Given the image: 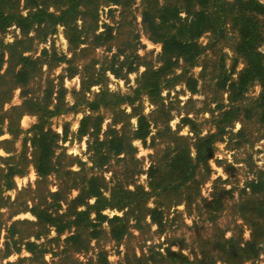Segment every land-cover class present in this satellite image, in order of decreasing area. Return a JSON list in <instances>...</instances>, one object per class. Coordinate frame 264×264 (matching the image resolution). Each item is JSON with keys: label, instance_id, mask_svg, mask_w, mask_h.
Segmentation results:
<instances>
[{"label": "rangeland", "instance_id": "obj_1", "mask_svg": "<svg viewBox=\"0 0 264 264\" xmlns=\"http://www.w3.org/2000/svg\"><path fill=\"white\" fill-rule=\"evenodd\" d=\"M68 1L0 0V11L12 16L0 25V264H101L99 256L107 264L232 262L239 251L228 246L243 248L264 220L257 218L264 203L249 185L264 182V125L255 104L261 87L252 84L234 103L228 92L245 68L238 32L229 25L222 35L205 33L194 61L169 60L159 36L170 29L143 22V13L152 20L178 0L83 1L57 21ZM36 6L52 16L19 21ZM100 100L91 110L88 104ZM41 110L59 111L46 115L45 128L59 137L56 172L43 181L30 143ZM139 115L150 122L144 142L133 138ZM85 116L99 117L93 138L78 135ZM115 134L131 148L98 165L89 142ZM8 167L21 171L10 189L3 183ZM90 177L101 179L106 198L115 188L136 191L135 199L150 195L138 210L106 208L107 218L92 211L62 233L37 223L31 209L46 204L57 223L76 220L72 202ZM155 209L161 226L151 219ZM114 216L125 218L112 222ZM121 225L127 230L116 240L111 228ZM257 240L258 255L233 264H264V233Z\"/></svg>", "mask_w": 264, "mask_h": 264}, {"label": "trees", "instance_id": "obj_2", "mask_svg": "<svg viewBox=\"0 0 264 264\" xmlns=\"http://www.w3.org/2000/svg\"><path fill=\"white\" fill-rule=\"evenodd\" d=\"M83 1H85L84 4H87V1L89 2L91 0H69L66 6L67 8L56 18L57 21L64 19L72 10L77 9ZM107 1L118 3L119 0ZM36 8L37 10L33 15H29L25 18L18 17L19 21L28 22L29 20L38 18V16L49 15L44 9H39L38 6H36ZM156 13L157 16H154V19L149 21L147 13H143V22L149 25L151 24L158 29L159 26H166L170 29L168 34L159 36V41L162 43V54L169 60L171 58H182L187 62L194 61L201 53L198 39L205 35V33L222 35L229 25L238 32L239 42L236 50L243 58L245 68L239 73L235 82L228 84L229 99L232 103L238 102L252 84H259L261 93L255 104L259 110V121L264 125V52L260 50L264 45V3L259 0H178L176 4L163 5ZM182 14L185 16L183 17ZM11 18L12 16H8L5 12L0 11V25L5 27L10 23ZM127 99L129 101L132 100V98ZM101 101L102 100L95 101L88 105L91 110H95L100 106ZM120 101H123V98H121ZM58 112L59 111L41 110L39 123L34 125L31 129L33 135H31L30 143L34 149V168L37 176L42 181L55 173L57 169L54 158L59 136L53 133L51 129H46L45 125L47 120L46 115H55ZM99 125V117L93 118L92 116H85L81 120L78 135L93 138L95 133L99 130ZM1 134H3V132L0 128V135ZM149 134L150 122L145 116L139 115L133 138L141 139L144 142ZM206 140L207 139L203 141ZM104 147L107 150H105ZM127 148H131L127 139L123 135L118 136L115 134L110 140L104 142H100L98 138L95 137L93 143L89 142L88 152H91V159H93L94 162L96 160L95 163L104 165L108 160V154L110 152L121 154L126 152ZM204 153L206 155L203 156V159L208 158L211 154V148L207 147ZM17 167L7 168V174L3 182L5 183L4 187L6 189L12 188L13 183L11 182L13 177L21 173ZM191 177L192 174L184 179L187 180ZM249 185L250 195H257V200H261V203H264V195L258 196L259 190H262L264 194V182L259 184L258 182L256 183V181H252ZM104 188V183L97 177H90L85 180L79 195L72 202L73 211L69 214L77 218L72 222L65 221L63 224L57 223L59 218L54 216L53 212L49 209L50 205L47 204L43 207H34L31 209V212L37 218V223L39 225L56 228L58 233H62L74 226L82 224L85 218H90L89 216L92 211L97 214V218H107L101 215V211L106 208L124 210L127 207L131 211L138 210L139 206L145 202L144 196L150 195L148 192H142L144 196L140 199H135L133 196L136 194V191L131 192L122 188H115L111 190L110 197L106 198L104 196ZM50 195L55 198L58 194L51 193ZM130 196H132V198H129ZM91 198L96 199L93 205H90L88 202ZM79 205L85 206L86 209L78 211ZM211 206H214L212 207L213 209L219 210L221 208V200H213ZM150 214L152 221L161 226L162 220L160 211L157 209L151 210ZM65 218H68V216ZM122 218L125 217L114 216L112 222H123ZM257 218H264V209ZM263 221H260L262 227L256 225L255 228H253L252 238L243 248H236L232 245L228 246L230 250H238L240 252H232L233 261L239 259L245 260L246 257L249 258L258 255L257 239L264 233ZM90 225L93 226V223L90 222ZM124 225H121L119 228H114V226L111 228V235L114 239L121 240L123 238L127 230ZM69 239H74V237L71 236ZM26 246L30 249L34 244L28 243ZM98 259V262L102 261L101 264H107L103 257L100 258L99 256ZM233 261L227 260V263L233 264Z\"/></svg>", "mask_w": 264, "mask_h": 264}]
</instances>
